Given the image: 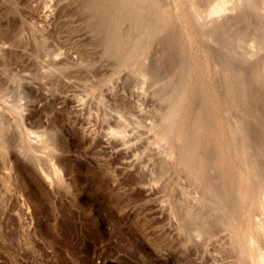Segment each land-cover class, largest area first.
Listing matches in <instances>:
<instances>
[{
	"label": "rangeland",
	"instance_id": "1",
	"mask_svg": "<svg viewBox=\"0 0 264 264\" xmlns=\"http://www.w3.org/2000/svg\"><path fill=\"white\" fill-rule=\"evenodd\" d=\"M99 1L0 0V143L12 156L27 149L44 158L46 153L32 147L18 112L24 105L27 116L33 114L31 130L61 142L75 178L55 184L39 212L29 210L0 151V264H241L222 231L214 229L197 242L198 209L191 204L187 216L166 214V198L171 194L176 202L182 179L163 166L165 143L159 140L179 87L178 21L172 18L178 26L151 40L140 61L135 51L149 42L150 23H160L153 19L156 8L180 19L177 7L187 1L153 0L148 4L154 11L148 7L141 23L134 4L128 10L121 0ZM212 1L202 0L201 6ZM253 2L238 16L237 45L253 29L264 34V0ZM193 23L191 42L205 54L201 44L210 39L203 40Z\"/></svg>",
	"mask_w": 264,
	"mask_h": 264
},
{
	"label": "bare ground",
	"instance_id": "2",
	"mask_svg": "<svg viewBox=\"0 0 264 264\" xmlns=\"http://www.w3.org/2000/svg\"><path fill=\"white\" fill-rule=\"evenodd\" d=\"M181 1L184 4V0ZM185 1L183 8L181 5L177 7L178 11L182 10L180 19L173 16L168 8H156L154 11L153 4H150L152 10L148 3L153 0L119 1L126 9L127 5L134 4L137 23L143 20L141 14L150 9L154 11L155 22L160 21L157 27L152 26L153 23L147 25L145 38L149 42L136 49L135 56L138 54V57L135 60H139L140 55L144 56L147 48L151 47V40L166 27L177 24H173L172 18L178 21L179 26L176 27L182 32L179 87L171 94L172 104L166 111L165 128L159 136L160 142L165 143L161 151L163 166L178 171L182 176L176 202L172 201L171 194L166 198V214L173 218L178 212L182 217L181 213L187 216L191 207L198 209L197 242L209 239L207 236L211 237L214 229L220 230L226 247L236 253L241 264H264V62L261 59L264 34L257 35L253 29L249 40L238 45L235 42L237 25L241 20L238 16L244 15L246 6L256 0H213L206 9L201 6L202 0ZM260 11L264 14V10ZM192 22L201 29L203 40L206 37L210 39L209 42L202 40L204 57L199 55L201 48L196 50L191 42L188 24L192 25ZM142 25L145 29L144 23ZM243 35L247 36L246 33ZM143 65L140 68L146 76L147 67ZM17 109L22 114L32 147L46 153V156L43 159L39 157V161L27 149L12 156L2 143L0 151L6 167L12 170L22 188L24 205L39 212L51 189L62 184L65 178L75 182L74 170L70 161L62 158L64 154L62 156L60 150L65 149L61 142L48 132L36 134L34 127L31 128L33 124H29L33 114L27 116L29 112H25L24 105ZM153 180L156 182L155 178ZM153 187L150 188L152 194L155 192Z\"/></svg>",
	"mask_w": 264,
	"mask_h": 264
}]
</instances>
